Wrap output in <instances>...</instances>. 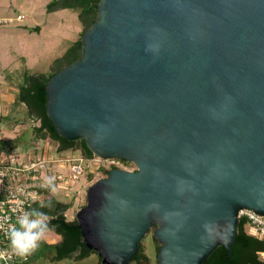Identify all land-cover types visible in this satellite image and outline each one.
Returning <instances> with one entry per match:
<instances>
[{
  "label": "water",
  "instance_id": "water-1",
  "mask_svg": "<svg viewBox=\"0 0 264 264\" xmlns=\"http://www.w3.org/2000/svg\"><path fill=\"white\" fill-rule=\"evenodd\" d=\"M81 55L45 83L60 137L126 161L74 215L100 264L154 226L157 264L229 255L239 210L264 216V0H99Z\"/></svg>",
  "mask_w": 264,
  "mask_h": 264
},
{
  "label": "rangeland",
  "instance_id": "rangeland-1",
  "mask_svg": "<svg viewBox=\"0 0 264 264\" xmlns=\"http://www.w3.org/2000/svg\"><path fill=\"white\" fill-rule=\"evenodd\" d=\"M49 1L52 0H0V141L3 142L0 159L4 161L13 158L16 162H21L29 155L33 159L44 147L46 153L52 152L51 146L57 147L54 142L33 138L32 127L37 126L38 122L31 119L25 108L15 100L18 88L29 76L51 73L52 63L71 51L83 33L84 27L77 11L66 8L46 12L45 5ZM19 15L23 17L17 18ZM57 63L63 65L64 61ZM8 142L12 149L8 150ZM64 153L79 155L73 151ZM53 154L57 158L62 155L57 152ZM101 160L103 164L106 163L104 159ZM123 167L134 170L133 164ZM60 168L55 164L54 170ZM65 172L62 169L61 173ZM101 172L103 171L98 170L91 173L90 180L86 172L77 181H55V191L48 186L46 196L68 203L65 217L72 220L75 212L85 203L87 187L105 177ZM69 186L74 189V193L68 190ZM153 230L151 228L141 240L149 264H157L158 243L151 237ZM45 257L44 252L39 251L37 256L29 259L28 264H92L96 255L82 260L63 259L53 262Z\"/></svg>",
  "mask_w": 264,
  "mask_h": 264
},
{
  "label": "trees",
  "instance_id": "trees-1",
  "mask_svg": "<svg viewBox=\"0 0 264 264\" xmlns=\"http://www.w3.org/2000/svg\"><path fill=\"white\" fill-rule=\"evenodd\" d=\"M99 0H52L45 5L46 12H54L60 9H73L78 12V18L86 31L89 26L96 20V5ZM81 55L80 41H76L71 51H67L62 58L52 63V72L48 75H31L18 88L15 97L16 102L23 106L26 113L31 119L38 122L37 126L32 127L34 139L48 140L56 143V152H78L83 158H92L93 155L87 148L84 141L77 139L68 141L63 139L55 131L45 111V83L57 71L63 67L76 61ZM58 61H64L63 65L58 64ZM8 150L12 149L11 143L8 142ZM3 142L0 141V149L3 148ZM121 165L127 166L131 163L121 161ZM115 167L112 166L111 169ZM108 171H103L102 176ZM91 173H87L90 180ZM48 186L38 187L39 193H42L44 198L41 203H34L32 209L36 208L45 212L50 217L49 230H52L60 236V240L49 247L52 261H60L63 259L82 260L95 252L88 249L81 237L80 230L77 227L75 218L67 220L65 212L69 208L68 203L55 201L51 197L46 196ZM154 228V226L152 227ZM153 241V236H151ZM157 244V243H156ZM159 244L156 246V253ZM260 253H264V240H258L250 235L247 231L244 220L238 222L236 240L232 245L231 254L219 245L205 259L202 264H264L259 257ZM130 262L137 264H149V260L145 254L142 242L138 244V249L135 255L132 256ZM100 259L98 258V263Z\"/></svg>",
  "mask_w": 264,
  "mask_h": 264
},
{
  "label": "built area",
  "instance_id": "built-area-1",
  "mask_svg": "<svg viewBox=\"0 0 264 264\" xmlns=\"http://www.w3.org/2000/svg\"><path fill=\"white\" fill-rule=\"evenodd\" d=\"M23 17L19 15L17 18ZM51 153L44 150L35 158L27 156L24 161L16 162L13 158L9 161L0 159V264H26L30 256L20 258L15 255L9 244V231L16 223L17 217L25 210L32 209L34 203H41L44 196L39 193L38 187L48 186L46 181L52 178L55 181H77L83 173L108 171L112 166L123 169L120 160L104 159L106 163L96 156L83 158L70 153H62L57 158L54 156L56 148L51 146ZM61 167L54 170V166ZM62 169L66 170L61 173ZM70 192L74 189L69 186ZM68 194V193H67ZM238 220L245 222L247 231L258 240H264V216L251 210L242 209L237 213ZM264 261V253H260Z\"/></svg>",
  "mask_w": 264,
  "mask_h": 264
},
{
  "label": "clouds",
  "instance_id": "clouds-1",
  "mask_svg": "<svg viewBox=\"0 0 264 264\" xmlns=\"http://www.w3.org/2000/svg\"><path fill=\"white\" fill-rule=\"evenodd\" d=\"M47 185L55 191L53 179L48 178ZM50 217L36 208L25 210L9 231V244L12 251L20 258H27L34 253L49 231Z\"/></svg>",
  "mask_w": 264,
  "mask_h": 264
},
{
  "label": "crops",
  "instance_id": "crops-1",
  "mask_svg": "<svg viewBox=\"0 0 264 264\" xmlns=\"http://www.w3.org/2000/svg\"><path fill=\"white\" fill-rule=\"evenodd\" d=\"M60 240V236L58 234H56L55 232L49 230L47 233H46V236L44 238V240L40 243L39 247L37 248V250L32 253L30 255V258L34 257V256H37L38 252L39 251H43L44 252V257L47 258L49 261L53 262L51 260V253L49 251V247L55 243H57L58 241ZM96 255V254H95ZM94 254H91L89 255L88 257L86 258H89L91 256H95ZM95 259L93 260V263L92 264H97L98 263V257L96 255V257H94ZM85 259V258H84ZM61 261V260H60ZM29 262V261H28ZM28 262L26 264H28Z\"/></svg>",
  "mask_w": 264,
  "mask_h": 264
}]
</instances>
